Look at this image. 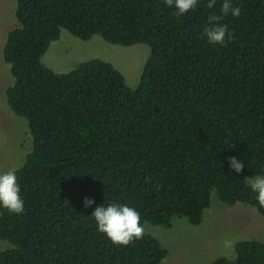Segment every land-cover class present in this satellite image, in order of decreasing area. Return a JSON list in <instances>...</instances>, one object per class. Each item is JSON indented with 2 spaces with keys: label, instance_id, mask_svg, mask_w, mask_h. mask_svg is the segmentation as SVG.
I'll list each match as a JSON object with an SVG mask.
<instances>
[{
  "label": "trees",
  "instance_id": "1",
  "mask_svg": "<svg viewBox=\"0 0 264 264\" xmlns=\"http://www.w3.org/2000/svg\"><path fill=\"white\" fill-rule=\"evenodd\" d=\"M18 26L3 60L12 113L26 120L31 152L16 171L24 212L0 207V264H162L150 235L128 246L97 232L92 211L127 204L140 223L202 222L212 192L264 216L246 178L264 174V0H232L223 45L203 38L207 9L177 17L163 0H15ZM61 30L87 41L149 47L140 82L100 60L58 74L41 59ZM244 164L230 170L229 158ZM94 203L84 207V198ZM236 264H264V242L235 246Z\"/></svg>",
  "mask_w": 264,
  "mask_h": 264
},
{
  "label": "rangeland",
  "instance_id": "2",
  "mask_svg": "<svg viewBox=\"0 0 264 264\" xmlns=\"http://www.w3.org/2000/svg\"><path fill=\"white\" fill-rule=\"evenodd\" d=\"M16 5L15 0H0V173L18 169L32 149L26 120L12 113L5 98V91L12 86L13 79L2 51L7 34L18 26ZM149 53V47L143 44L122 47L98 35L82 41L61 30L59 39L50 44L41 62L53 72L65 74L81 63L100 60L111 64L129 88H135ZM251 177L246 178L247 185ZM143 226L146 234L167 250L162 264H236L231 260L235 257V249H225L224 240L264 242V216L243 203H222L216 192H212L210 207L204 211L198 226L190 225L185 218H174L169 229L148 223ZM10 248L7 242L0 240V250Z\"/></svg>",
  "mask_w": 264,
  "mask_h": 264
},
{
  "label": "clouds",
  "instance_id": "3",
  "mask_svg": "<svg viewBox=\"0 0 264 264\" xmlns=\"http://www.w3.org/2000/svg\"><path fill=\"white\" fill-rule=\"evenodd\" d=\"M169 8L175 9V15L181 17L189 11L197 8L199 0H163ZM217 0H207L206 8L213 9ZM231 14L238 17L241 14L239 7H234L232 0H222L219 14L210 12L207 16V26L203 29V38L210 44L223 45L225 37L231 39V33L227 25L221 21L224 16ZM230 170L237 174L242 173L244 164L236 157L229 158ZM16 171L9 170L0 173V207L9 213L20 215L24 212V200L20 196V185L17 183ZM249 188L256 194V200L260 207L264 208V174L249 178ZM84 207L91 206L94 201L91 198H84ZM96 230L104 234L114 245L128 246L134 240L138 241L145 236V227L141 225L140 214L134 207L127 204L109 203L106 206H96L92 211ZM236 240L226 239L222 242L225 249H235ZM231 260H235L232 257Z\"/></svg>",
  "mask_w": 264,
  "mask_h": 264
}]
</instances>
